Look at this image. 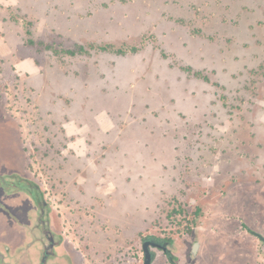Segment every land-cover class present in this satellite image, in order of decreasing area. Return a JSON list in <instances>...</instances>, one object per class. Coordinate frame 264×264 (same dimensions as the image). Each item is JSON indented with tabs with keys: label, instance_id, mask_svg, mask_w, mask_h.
<instances>
[{
	"label": "rangeland",
	"instance_id": "1",
	"mask_svg": "<svg viewBox=\"0 0 264 264\" xmlns=\"http://www.w3.org/2000/svg\"><path fill=\"white\" fill-rule=\"evenodd\" d=\"M0 115L81 240L233 210L264 172V0H0Z\"/></svg>",
	"mask_w": 264,
	"mask_h": 264
},
{
	"label": "flooded vegetation",
	"instance_id": "2",
	"mask_svg": "<svg viewBox=\"0 0 264 264\" xmlns=\"http://www.w3.org/2000/svg\"><path fill=\"white\" fill-rule=\"evenodd\" d=\"M10 155L0 152V264H143L145 243L149 264H264V172L254 171L252 182L260 188L238 179L232 194L249 191L244 201L243 194L222 193L221 203L231 199L233 210L201 205L183 231L102 246L84 234L81 240L78 228L64 220L67 213L53 205L55 188L43 182L26 155ZM94 208L89 206L93 214Z\"/></svg>",
	"mask_w": 264,
	"mask_h": 264
},
{
	"label": "water",
	"instance_id": "3",
	"mask_svg": "<svg viewBox=\"0 0 264 264\" xmlns=\"http://www.w3.org/2000/svg\"><path fill=\"white\" fill-rule=\"evenodd\" d=\"M144 253H145V257H144V263L143 264H149L150 260H151V253L149 251V249L146 247V243L144 244Z\"/></svg>",
	"mask_w": 264,
	"mask_h": 264
},
{
	"label": "trees",
	"instance_id": "4",
	"mask_svg": "<svg viewBox=\"0 0 264 264\" xmlns=\"http://www.w3.org/2000/svg\"><path fill=\"white\" fill-rule=\"evenodd\" d=\"M107 46H104V47H101L102 49H107L106 48ZM117 51H122L121 49H117ZM67 53H70V54H72L73 53V51L72 50H67Z\"/></svg>",
	"mask_w": 264,
	"mask_h": 264
}]
</instances>
